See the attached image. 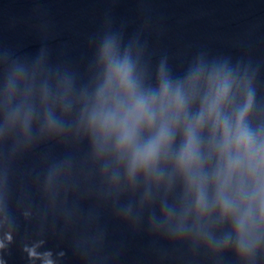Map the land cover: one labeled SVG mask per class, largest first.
<instances>
[{
	"label": "water",
	"instance_id": "obj_1",
	"mask_svg": "<svg viewBox=\"0 0 264 264\" xmlns=\"http://www.w3.org/2000/svg\"><path fill=\"white\" fill-rule=\"evenodd\" d=\"M125 58L157 103L121 144L94 116L126 100ZM241 116L264 140V0H0V264H264L255 178L225 189L243 234L218 196Z\"/></svg>",
	"mask_w": 264,
	"mask_h": 264
},
{
	"label": "clouds",
	"instance_id": "obj_2",
	"mask_svg": "<svg viewBox=\"0 0 264 264\" xmlns=\"http://www.w3.org/2000/svg\"><path fill=\"white\" fill-rule=\"evenodd\" d=\"M113 42L111 40L105 43V55L110 56L113 49ZM115 68L118 72L122 87L126 92V100H119L114 108L111 110H101L94 119H99L102 126L106 129L114 126L120 129L121 144L130 143L137 131L138 126L147 120L150 125L155 119V107L157 103L154 97H148L138 94L130 80V66L127 58L123 63L116 64ZM170 91V84L164 81L159 95V103L161 106ZM174 102L179 106L182 103L179 89L175 91ZM213 110H215L213 106ZM247 109H245V112ZM243 116L237 121L234 131H232L229 124L224 125V139L223 149L225 157L227 158L226 165L222 172V179H220V191L218 193L219 199L223 201L225 208L237 207L238 210L243 209L242 214L237 220V227L239 232L243 234L246 230L252 228V204L247 206L243 204L234 205L233 201L225 196V189L231 184L233 175L245 170L248 174L255 178L256 187L251 194V199L259 205V220L264 223V140H260L254 136V133L247 128L242 127ZM168 136V129L161 127L155 143L150 144L143 152L145 158L151 157L155 154L156 148ZM234 146L235 154L228 157L229 148ZM194 155L192 147V138L189 139L186 147V156ZM220 174L218 173V179ZM237 196L241 199L248 198V193L243 189V184L237 190ZM243 244V239H241Z\"/></svg>",
	"mask_w": 264,
	"mask_h": 264
}]
</instances>
